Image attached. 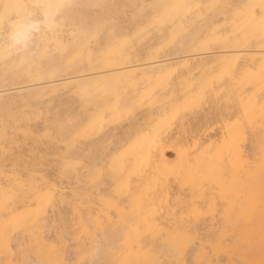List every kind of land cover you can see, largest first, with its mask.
Wrapping results in <instances>:
<instances>
[{
    "label": "bare ground",
    "instance_id": "6f19581e",
    "mask_svg": "<svg viewBox=\"0 0 264 264\" xmlns=\"http://www.w3.org/2000/svg\"><path fill=\"white\" fill-rule=\"evenodd\" d=\"M127 3L148 11L126 28L105 15L114 0H0V18L17 14L0 43L18 54L0 57V112H19L13 119L0 117V152L5 153L3 143H14L17 134L35 139L42 107L52 101L76 100L84 109L83 119L78 111L77 126L98 134L105 127L118 129L126 116L131 130H123L128 134L123 139L135 140L108 172L122 184L123 198L111 202L103 190L100 196V189L98 206L89 198L82 211L74 208L81 258L101 257L105 264H264V255L251 260L246 249L257 250L264 237L254 224L264 175V0ZM90 8L98 11L91 19L84 15ZM170 51L187 56L169 57ZM142 56L148 61L132 63ZM19 81L26 84L6 87ZM147 86L146 104L145 95L125 97ZM128 107L143 110L142 116ZM50 129L46 135L58 148L52 151L60 150ZM58 130L61 141L74 132ZM110 132L92 140V148L118 137ZM119 142L115 146L121 148ZM67 147L59 164L64 174L74 172L78 183L84 167L75 160L91 146ZM167 149L176 154L175 160L167 157ZM4 167L0 163V264H18L14 250L21 246V236L34 243L36 255H30L39 264H68L71 246L66 258L63 248L43 236L44 228L52 227L50 212L65 202L61 182L52 181L54 176L50 180L48 172L26 180L20 169ZM173 186L182 198L176 192L173 196ZM201 224L211 231L206 237H200ZM168 257L172 260L166 261Z\"/></svg>",
    "mask_w": 264,
    "mask_h": 264
},
{
    "label": "rangeland",
    "instance_id": "374dc122",
    "mask_svg": "<svg viewBox=\"0 0 264 264\" xmlns=\"http://www.w3.org/2000/svg\"><path fill=\"white\" fill-rule=\"evenodd\" d=\"M114 2L116 4H114L112 6V8L106 9L108 11H105V15L108 16L110 18V21L112 20V22L115 23L117 26H119V24L122 23V24H120V26L133 27V23L132 22H134L135 20H138V19L140 20V18H142V16L148 11V7H146L144 10H139V9H137L136 5H134V4L129 6V4L127 3L128 0H114ZM145 3L146 4H149L148 1L145 2ZM120 6H121V8H120ZM123 7H125L124 8V11L125 12L123 11L124 13L122 12ZM110 9H112V10H110ZM132 10H134V11H132ZM93 12L95 14H98L97 13L98 11L90 8V9H86L85 10V12H84L85 14L84 15H87L86 17H88V18L91 19V15H92L93 18H94V15H95ZM13 13L9 14V16L7 18H4V19L0 18V39L3 38V37H7L8 36L7 35V31H8V28H10V24L12 22L16 21L15 18L17 16V14L15 12H13ZM91 13H93V14H91ZM111 15H113L114 17H112ZM129 17L132 20H129ZM9 19H11L12 21L10 22ZM90 19H88V21ZM120 19H122V20H120ZM71 27L72 26H66L65 29L68 30ZM172 52L173 51L168 52V55H170L169 57L182 58V57L187 56V53H177V52H173L172 53ZM2 54H10V55H12V57L13 56L15 57V54H16V56L18 55L17 52L15 51V49H13L12 47L8 46L7 44L0 43V57H1ZM179 54H180V56H179ZM147 61H148V58L142 56V58L141 57L134 58L132 60V63L133 64H138V63H145ZM85 73H87V72H85ZM70 75L71 74H68V75H65L64 77H69ZM25 84H26L25 81L24 82L23 81H19L15 85H12V84H9L8 85L7 84L6 87L9 88V87L20 86V85H25ZM138 89H139L138 91H133V92L130 91L128 93V95L125 96V97L127 98V97H131V95L137 94L133 98L134 99H138V98H140V96L145 95V98H144L143 102H144V104H146L147 103L148 96H149V93H150V91H148V90H150V86H147L145 88H138ZM146 95H147V97H146ZM107 99L111 102L112 101V94H109ZM68 100H70V101H68ZM68 100L66 101L68 103H65V102H64L65 104L63 103L65 107L61 103H59L60 104L59 105L57 101L49 102L48 104L45 105V107L43 105V107H42V114H41L40 118L37 120L36 125H35V128H36V126H38L36 129L37 130L39 129V131H40V132L37 131L36 138L35 139H33V138H25L21 134H17V135L14 136V140H15L14 143H10V144L3 143V146H5V153L2 154L0 152V163L3 166H5L4 169H6V170L20 169L18 171V174L19 175L21 174L20 176H23L26 173L27 175L25 174V176H27V177L23 176L24 179H26V180H34L35 181V176L39 177L41 175H47V172H48L49 179L51 178L50 180H52L53 179L52 177L54 176V179L52 181H55L57 183V185L59 184L58 181L61 182L59 184V188H63V191H64L65 195H67V196H65V202L61 206H59L58 208H56V210L54 212H50V214H49V220H50L49 223H52V227H51V224H49L48 221H47V224H49V225H47V227L44 228V233H43V236L46 235L48 237L47 238L46 236H44L46 242L48 244H53V245H56L57 247L63 248L64 253L66 254L65 255L66 258L69 256V259L70 260L72 259V262L69 263L70 260L68 261V258H67L68 264H72V263H74V264H93V263L94 264H98V263L105 264L106 263L105 260L102 259V261H101V257H97V258L93 259L94 261L93 260H89V258H87V257L81 258L82 255H80V254H82V253H80V252L82 251V247L79 246V245H76V241H75V231L74 230L76 228V219H75V215H74V208H78V209L80 208L79 210L82 211L81 208L88 206V203L86 202V200L89 199V198L93 200V203H96L97 199L102 198V197H98L100 192H101L100 196L104 192L105 195H103V197L104 196L105 197H109V199H111V202H113V201H115L117 199L119 200V199H122L123 198V195L120 194V187L122 186V184L119 181H113V180H111L113 178L109 175L110 173H108V172H109L110 165L112 163H114L121 156L126 155V154H128V152H130L131 145L134 142L135 138L128 140V138H127L128 136H127V137H125V138H127V140L126 139H123L124 138V136H123L124 133H125V135H128L123 130H125V129H128V131L131 130V127L126 128V127L129 126L128 123H129L130 120H127V118L125 116L118 123L119 124V126L117 125L119 127L118 129L116 128L114 130H109V128H107V127L104 128V132L105 133L108 132V131L109 132L111 131L110 133H115L116 134V132H117L118 134H116V136H118L119 138L118 137L116 138L115 136L114 137H111L110 139H108V141L105 142L104 145L103 144L100 145L101 147L104 146L105 149L104 148L102 149L101 147H99V148L98 147H94V146H93L94 148H92V144H91L92 143V140L93 141L94 140L97 141L99 139V137H101L102 134H104V132L102 134H98L97 131H90V130H88L85 125H82L81 127L78 125L79 126L78 127L77 124H76V122H77V119L78 118L79 119H80V117H81V119L84 118V116L82 118V115H81V114H83V110L84 109H83V107L76 100L73 99L72 102H71L72 99H68ZM51 106H53L54 108H52ZM130 106H132V105H130ZM128 108H129V110H132L134 113H138L139 115L142 116L143 110H141V109H133L131 107H128ZM81 109H83V110H81ZM50 110H52L53 112L50 111ZM80 110H81V114H80ZM76 111H77V114L75 113ZM78 111H79L80 117H79ZM6 112L7 111H3L2 113L0 112V117L2 116V118H4V119H13L17 115H19V112H16V111H8V113H6ZM54 115H56V117ZM74 115L77 116V118ZM84 115H85V112H84ZM139 115H138V117H140ZM7 116H8V118H7ZM49 116L50 117L53 116L52 117L53 120H51V118L49 119ZM48 119H49V121H47ZM55 120H56V122H58L57 124H56ZM53 122H55V124H53ZM74 124H76V126L74 128L77 127L76 128L77 129L76 131L72 127V126H74ZM48 127L51 128L49 130L50 133H55L56 132L55 133V138L58 140V142L60 144V150H57L58 148L56 147V144H55V147H53L54 142L50 141V137L48 135H46L47 134V131H48ZM59 127L64 128L65 131L66 130L67 131L74 130V132H73V134H70V132L67 133V135H65L67 137V139H65L64 141H61L60 140L61 139L60 130H58ZM120 127H122V128H120ZM203 130H207L206 127H204ZM82 134L85 137L84 136H81ZM120 136H123V137L120 138ZM19 137H22V138L20 139ZM72 138H74V139H72ZM28 139H30V140H28ZM115 140L117 142L120 141L119 143H121V145H122L121 148H119L120 145L117 143L116 146L119 148V149L117 148L118 150L115 148L116 147L115 146ZM124 140H126V141H124ZM31 141H32V143H30ZM127 141H128V143H126ZM45 142H47V143H45ZM85 142L87 143L86 145H85ZM113 142H114V144H113ZM29 143H30V145H29ZM6 144H7V146H6ZM42 146H43V148H42ZM65 146H66V148H64ZM67 146H69L70 149H74V148L77 149V148H80V147L87 148L88 146H91V147H88L87 149L84 148L85 149V152L80 157L81 159L78 158L77 160H75L79 164L78 165L79 168L80 167H84L81 170L79 169L80 171L78 170L79 173H80L79 175H81L80 178L83 179V180L80 179L78 181V183L76 182L77 181L76 177H74V174H73L74 172L71 171L69 173H65L64 174L63 173L62 165L59 164V163H61V160H62L63 156L64 155H67V151H66V149L68 148ZM247 146H248V150H249V148L251 147V144L249 143V145H247ZM32 147H33V149H32ZM52 148L53 149L54 148H57L56 150L59 153L56 150L55 151H52L53 150ZM11 149H13V150H11ZM50 149H51V152L49 151ZM111 150H112V152H111ZM42 151H43V153H42ZM12 152H13V154H12ZM248 152L249 153H252V149H250ZM96 153H97V155H100V156H97ZM88 155H89V157H88ZM166 155L171 160H175L176 159V154L171 149H167L166 150ZM8 157H9V159H8ZM99 157H101V158L98 159ZM91 158H93V159H91ZM6 159H7V161H6ZM96 159H98V160H96ZM57 160H59V162ZM54 161H56V162H54ZM85 161L88 162V163H86ZM92 161L95 162V163H93V165H92ZM9 163L11 165H9ZM6 165L8 167H6ZM21 165H23V166L21 167ZM30 165H31V167H30ZM58 165H60V166H58ZM87 167L89 169L90 168L91 169L89 170ZM56 168L57 169L59 168V170H58L59 172L56 171ZM21 170H23V171L21 172ZM24 170H25V172H24ZM38 170H40V171H38ZM44 170H46V172H44ZM86 170L87 171L89 170V171L87 172ZM83 173H84V176H82ZM103 173H104V175H103ZM65 175H67V176H65ZM84 177H86V179ZM109 180H110V182L113 181V183H110ZM261 181H262V183L259 186V195H258V198H257V201H256L255 210H254V219H255L254 224H256V225L259 224L260 225V229L258 231V233H259L260 236L261 235H264V175L262 176ZM99 182H100V184H99ZM37 183H39V182L37 181ZM100 189H101V191H100ZM106 189H109V190H106ZM102 190H103V192H102ZM172 190L174 192V195H173V192H172V195L173 196H175V192H176V194H178V196L176 195V197H179V195H180L181 198L183 197L181 194H179V192L181 193V191L177 187L173 186L172 187ZM69 193L71 195H69ZM95 194H96V196H95ZM182 194L184 195V193H182ZM75 195L77 197H75ZM170 198H171L170 202L173 203L172 202V199H173L172 196ZM80 199H81V202L82 203L80 202ZM71 203H72V205H71ZM75 203H76V205H75ZM95 205L98 206L97 203ZM218 208L221 209V204L220 203L218 205ZM58 222H59V224H58ZM202 226H203V224H201L200 229L201 228H204ZM45 232H47V233L45 234ZM63 232L65 234H62ZM210 233H211V231H208L207 229H205V230L204 229H201L200 230V237H206ZM53 236L56 237V238H53ZM63 236H65L66 239H64ZM21 237H22L21 239L19 237V239L21 240L20 242L22 243L21 246L18 249L14 250L15 256H17V257H15L16 258V261L15 262H17L18 264H22V263L23 264L24 263L25 264H39L38 261H37V258L36 257H31V255H30V254H32L33 256L36 255L35 254V251H33V249H34L33 248L34 243L31 242V239L29 237H28L29 238L28 239L27 236L26 237L25 236L24 237L21 236ZM51 237H52V239H51ZM67 238H69L70 240L67 239ZM26 239H28V240H26ZM53 239H54V241H53ZM55 240H58L59 244ZM68 245H70L72 247L71 248L69 246L70 247L69 250H68L69 251V255L67 254L68 252L66 250V249H68L67 248ZM261 246H262V248H261ZM246 249H247V254H248V256H249V258L251 260H258V259L262 258V256L264 255V237H263V239H261L259 241L257 250L250 249V248H246ZM31 250H32L33 253H31ZM25 251H27V252H25ZM76 252H77V254H76ZM240 252H241V250H240ZM75 257H76V259H75ZM33 258L34 259L36 258V260H34ZM84 259H86V260H84ZM168 260H172V257L166 258V261H168ZM84 261H85V263H84ZM167 263L168 262H165L164 264H167ZM226 263L227 262H225V264ZM234 264H243V263H241L239 260H235L234 261Z\"/></svg>",
    "mask_w": 264,
    "mask_h": 264
}]
</instances>
